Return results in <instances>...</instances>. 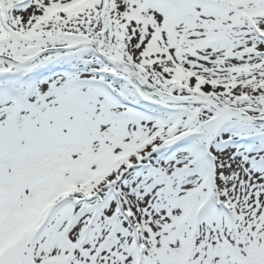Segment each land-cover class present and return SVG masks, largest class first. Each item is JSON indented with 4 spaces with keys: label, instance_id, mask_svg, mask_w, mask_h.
<instances>
[{
    "label": "snow or ice",
    "instance_id": "obj_1",
    "mask_svg": "<svg viewBox=\"0 0 264 264\" xmlns=\"http://www.w3.org/2000/svg\"><path fill=\"white\" fill-rule=\"evenodd\" d=\"M0 264H264V0H0Z\"/></svg>",
    "mask_w": 264,
    "mask_h": 264
}]
</instances>
